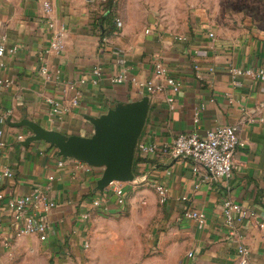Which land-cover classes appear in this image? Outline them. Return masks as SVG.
I'll list each match as a JSON object with an SVG mask.
<instances>
[{
    "label": "crops",
    "instance_id": "obj_1",
    "mask_svg": "<svg viewBox=\"0 0 264 264\" xmlns=\"http://www.w3.org/2000/svg\"><path fill=\"white\" fill-rule=\"evenodd\" d=\"M45 0H0V44L17 47L0 57V261L20 237L42 243L55 257H79L96 244L97 225L105 216L124 214L139 198L155 202L158 222L153 231L163 253L179 264H237L238 244L250 249L249 264H264V80L230 74L231 65L264 67V17L246 16L239 24H220L210 9L195 0H115L112 12L99 16L92 0H49L57 28L66 30L61 54H46L52 37L43 14ZM123 21L118 34L114 17ZM103 20L104 30L96 23ZM98 21V20H97ZM148 30V31H147ZM214 32V39L209 33ZM184 37L182 40L176 37ZM162 61L181 83L172 105L169 87L149 93L143 82L155 78ZM49 65L50 76L41 74ZM101 65L97 84L90 70ZM125 75L122 82L112 79ZM86 79V81H82ZM160 82L161 79L156 78ZM150 96L147 118L135 152V180L126 182L127 203L119 205L112 192L97 189L99 169L87 170L79 160L66 158L57 147L41 140L26 145L32 134L13 123L29 119L66 135L91 136L97 117L119 102ZM78 98V104L72 99ZM67 111L54 113L48 99ZM198 119V120H197ZM237 125L246 145L236 155L238 167L229 179L211 180L194 171L191 159H174L164 151L177 134L197 131L205 135L217 125ZM140 144H153L144 153ZM9 168L13 176H6ZM54 175L53 180L48 175ZM168 188L165 202L152 187ZM42 187L56 206L50 211L48 239L17 236L7 200ZM102 198L107 210L92 207ZM232 199L249 215L229 230L223 203ZM204 211V223L187 218L186 209ZM90 212L83 221L81 214ZM84 241L90 246L85 247Z\"/></svg>",
    "mask_w": 264,
    "mask_h": 264
},
{
    "label": "built area",
    "instance_id": "obj_2",
    "mask_svg": "<svg viewBox=\"0 0 264 264\" xmlns=\"http://www.w3.org/2000/svg\"><path fill=\"white\" fill-rule=\"evenodd\" d=\"M98 6L99 16H107L112 12V7L115 0H92ZM53 5L49 0L43 2V14L47 18L48 27L52 30V37L49 47L46 49V54H61L65 49L66 30L64 27L57 28L56 23L52 17ZM114 22L116 28L114 34H118L123 27V21L115 16ZM148 31V30H147ZM209 37L214 39L215 33L210 32ZM182 40L184 37H176ZM4 41V39H3ZM0 44V57L7 52H16L17 47H8L4 42ZM102 66L96 65L90 73L93 75V83L97 84L102 74ZM40 72L42 75L49 77V65L44 63L41 66ZM230 74L235 78V82L239 83L241 77H251L257 80H264V67H242L238 65H231L229 68ZM125 75H120L112 80L114 82H122ZM154 77L143 82L144 88L149 93H161L169 87L172 95L168 101L173 105L176 95L181 90V83L169 73L168 66L162 61H157L154 67ZM161 79L160 82L155 79ZM86 81V79H82ZM12 80L0 79V84L10 85ZM78 96L72 99V104H78ZM52 105L54 113L67 111L68 107L63 106L54 99H48ZM261 107L264 109V98L261 101ZM198 120V119H197ZM264 122V116L261 117ZM6 145L3 137L0 136V148ZM246 145L245 141L240 137L237 125H217L213 129L207 131L205 135L197 131L182 132L176 135L173 142L166 145L164 151L174 159H191L193 161L194 171L203 170L207 174V178L211 180L229 179L234 170L238 167L236 155L238 150ZM140 148L144 153H155L157 148L153 144H140ZM66 163V158L59 161V166ZM79 164L84 166L87 170L93 169L90 165L79 160ZM6 176H13V172L7 168L4 173ZM54 175H48L49 180H53ZM152 187L159 195L160 201H166L168 195V188L160 183L153 182ZM107 191L112 192L117 197L119 205L123 206L127 203V190L126 182L114 181L107 188ZM4 199L3 193H0V200ZM7 205L12 211V221L14 226V233L17 236L22 235H37L42 241L48 239L49 235V218L50 211L56 206L55 201L48 198L45 190L42 187H35L29 194L20 197H13L7 200ZM92 207L107 210L102 198H96L92 201ZM225 225L229 230L235 228L236 222L244 219L249 215L248 209L242 204L232 200L226 199L223 203ZM187 218L194 219L199 223H204L207 215L204 211L194 210L187 208L184 212ZM83 221L90 219V212L81 214ZM2 217L0 216V222ZM264 226V224H261ZM84 246H90L89 241H84ZM238 261L237 264H249L250 262V249L244 243H239L238 247Z\"/></svg>",
    "mask_w": 264,
    "mask_h": 264
},
{
    "label": "rangeland",
    "instance_id": "obj_3",
    "mask_svg": "<svg viewBox=\"0 0 264 264\" xmlns=\"http://www.w3.org/2000/svg\"><path fill=\"white\" fill-rule=\"evenodd\" d=\"M210 9L220 24H239L248 16L264 17V0H195ZM159 216L155 202L139 198L124 214L105 216L97 225L96 244L79 257H55L28 237L8 248L0 264H179L158 246L153 231Z\"/></svg>",
    "mask_w": 264,
    "mask_h": 264
},
{
    "label": "water",
    "instance_id": "obj_4",
    "mask_svg": "<svg viewBox=\"0 0 264 264\" xmlns=\"http://www.w3.org/2000/svg\"><path fill=\"white\" fill-rule=\"evenodd\" d=\"M149 106V95L136 101L117 103L100 116L89 118L94 125L91 136L66 135L29 119L13 124L27 126L32 131L24 142L26 145L44 140L57 147L59 155L80 160L93 169L101 170L97 189L103 191L114 181L135 180V152Z\"/></svg>",
    "mask_w": 264,
    "mask_h": 264
},
{
    "label": "trees",
    "instance_id": "obj_5",
    "mask_svg": "<svg viewBox=\"0 0 264 264\" xmlns=\"http://www.w3.org/2000/svg\"><path fill=\"white\" fill-rule=\"evenodd\" d=\"M98 20V21H97ZM103 20H101V18H96V23H97V26L101 29V30H104V26L102 25L103 24V22H102ZM138 160L139 159H135L134 158V163H136V162H138Z\"/></svg>",
    "mask_w": 264,
    "mask_h": 264
}]
</instances>
